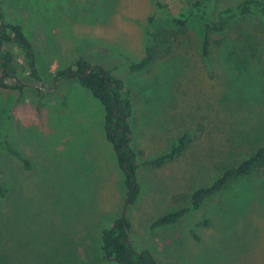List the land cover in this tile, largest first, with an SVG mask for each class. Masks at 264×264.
<instances>
[{
	"label": "rangeland",
	"instance_id": "obj_1",
	"mask_svg": "<svg viewBox=\"0 0 264 264\" xmlns=\"http://www.w3.org/2000/svg\"><path fill=\"white\" fill-rule=\"evenodd\" d=\"M159 1L176 15L195 0ZM203 1L215 19L243 0ZM0 12L32 43L44 81L37 91L19 60L23 100L0 94V133L7 130L31 165L24 170L0 148V181L12 189L0 200L12 264H116L103 261L100 236L120 216L130 223L135 253L170 264H264V176L241 179L177 224L152 229L178 209L174 196L212 183L226 165L264 145V13L233 24L219 44L212 37L206 58L200 20L192 17L181 32L166 18L164 26L180 33L173 51L147 71L129 72L128 61L144 56L151 0H0ZM79 57L129 87L139 165L133 204L100 102L76 79H55ZM185 130L195 138L180 157L158 168L142 165Z\"/></svg>",
	"mask_w": 264,
	"mask_h": 264
},
{
	"label": "trees",
	"instance_id": "obj_2",
	"mask_svg": "<svg viewBox=\"0 0 264 264\" xmlns=\"http://www.w3.org/2000/svg\"><path fill=\"white\" fill-rule=\"evenodd\" d=\"M151 2L154 13L147 20L145 30L147 42L144 47V56L138 62L126 60L129 72L147 71L155 62L173 51L174 39L180 33L175 32L174 28L168 29L164 26L166 18L181 32L186 30L189 19L192 17L199 19L203 30L199 52L202 57L206 58L210 54L212 37L219 36L220 38L215 40V43L219 44L222 34L233 24L256 15L257 12L264 13V0H243L234 8L230 7L219 11L215 19L209 17L203 0L189 3L176 15H172L159 0H151ZM2 20L3 14L0 12V22ZM0 24V94L4 93L11 97L16 92L19 95V101H22L25 85L15 78V62L22 60V71L28 73L29 77L40 85L36 89L37 91L44 87V81L38 68L33 45L21 26L10 22ZM186 46L187 44H185ZM188 52L185 49V66L189 65ZM8 64H10L9 67ZM8 79L13 82L8 83ZM55 79H76L80 87L88 90L100 102L104 110L105 136L114 149L118 166L124 175L127 205L135 203L139 195L136 178L139 165L136 162L138 154L132 148L130 123L132 108L129 87L111 75L109 71L92 66L82 57L74 59L70 66L57 70ZM194 138L193 131L185 130L170 142L168 151L144 161L142 165L158 168L169 161H174L188 149ZM0 148L7 155L15 156L24 170L31 169L29 160L24 158L11 144L7 137V130L0 133ZM252 176L259 178L264 176V145H257L240 162L226 165L212 183L197 188L191 194L174 196L172 201L174 205L178 206V209L157 219L153 223L152 229L177 224L189 212L199 210L206 200L225 192L237 181ZM10 192L12 193V189L0 181V200L3 203L7 201ZM202 224L205 227H210L212 222L205 219ZM2 229L3 225L0 221V264H12L9 241ZM129 231L130 223L124 216H120L110 227L102 230L100 251L103 261L116 264H170L158 260L147 251L135 253L127 242Z\"/></svg>",
	"mask_w": 264,
	"mask_h": 264
},
{
	"label": "water",
	"instance_id": "obj_3",
	"mask_svg": "<svg viewBox=\"0 0 264 264\" xmlns=\"http://www.w3.org/2000/svg\"><path fill=\"white\" fill-rule=\"evenodd\" d=\"M10 66V64H8V67Z\"/></svg>",
	"mask_w": 264,
	"mask_h": 264
},
{
	"label": "flooded vegetation",
	"instance_id": "obj_4",
	"mask_svg": "<svg viewBox=\"0 0 264 264\" xmlns=\"http://www.w3.org/2000/svg\"><path fill=\"white\" fill-rule=\"evenodd\" d=\"M0 26H1V24H0ZM57 80V79H56ZM44 86V85H43Z\"/></svg>",
	"mask_w": 264,
	"mask_h": 264
}]
</instances>
